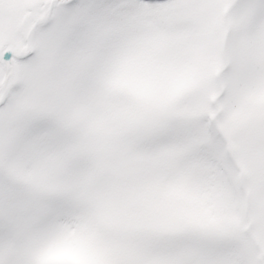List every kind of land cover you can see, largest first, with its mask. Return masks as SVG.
Returning a JSON list of instances; mask_svg holds the SVG:
<instances>
[{
	"label": "snow or ice",
	"instance_id": "snow-or-ice-1",
	"mask_svg": "<svg viewBox=\"0 0 264 264\" xmlns=\"http://www.w3.org/2000/svg\"><path fill=\"white\" fill-rule=\"evenodd\" d=\"M0 264H264V0H0Z\"/></svg>",
	"mask_w": 264,
	"mask_h": 264
}]
</instances>
